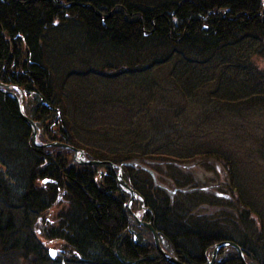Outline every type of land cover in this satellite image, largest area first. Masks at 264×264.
I'll list each match as a JSON object with an SVG mask.
<instances>
[{
    "label": "trees",
    "instance_id": "trees-1",
    "mask_svg": "<svg viewBox=\"0 0 264 264\" xmlns=\"http://www.w3.org/2000/svg\"><path fill=\"white\" fill-rule=\"evenodd\" d=\"M0 83L97 162L0 91V264H264V0H0Z\"/></svg>",
    "mask_w": 264,
    "mask_h": 264
},
{
    "label": "bare ground",
    "instance_id": "bare-ground-1",
    "mask_svg": "<svg viewBox=\"0 0 264 264\" xmlns=\"http://www.w3.org/2000/svg\"><path fill=\"white\" fill-rule=\"evenodd\" d=\"M243 29V28H242ZM13 94H15L16 95V97L18 98V99H21L22 98V96H21V91H18V93H14L13 92ZM12 99H14L15 100V102H16V104H17V101H16V99L15 98H13V97H11ZM22 121L25 123V124H27V121L26 120H24V119H22ZM31 121V120H30ZM32 123H33V125H34V127H32L31 128V126H29L30 127V131H31V134H30V137H31V140H32V143H33V145L35 146V147H38V148H45L46 146H48V147H60V148H65L66 149V147H65V145L66 144H62V143H59V142H50V143H47V144H43V143H41L40 141H39V134H40V129L37 127V125L36 124H34V122L32 121ZM67 146V145H66ZM67 150H69L70 152H69V155L75 160V162L77 163V164H82L81 162H80V159H82V160H84V161H87V162H90V161H88V160H86L85 159V157H84V154L82 153V155H77V153H78V151H81V150H79V149H76V148H74V147H71V146H69L68 148H67ZM96 162V161H95ZM99 162V161H98ZM85 166V165H84ZM88 166V165H87ZM89 167V166H88ZM97 168V167H96ZM79 169V168H78ZM77 169V170H78ZM111 169H113V170H117V172H116V177L118 178V176H120L122 179H123V177H122V166H111ZM76 170V169H75ZM79 171H80V169H79ZM78 171V172H79ZM124 192H126L125 191V189H123V188H121ZM128 195H129V197H130V202L128 203V207L130 208V205H131V202H132V198L134 197V195H132L131 193H127ZM58 198H60V195L57 197V199ZM150 225V224H149ZM152 228V227H151ZM151 231V230H150ZM152 233V232H151ZM153 237V241H154V245H155V239H154V236H152ZM159 242H160V240H159ZM160 246H161V244H160ZM226 247V246H230V247H234V248H236L237 250H238V252H239V258L241 259V262L243 263V264H247V263H245L244 262V259L242 258V254L240 253V251H239V247L238 246H236V245H234V244H231V243H229V242H226V241H224V242H222V243H219L218 245H217V247H215V250H216V252H215V257H211V259H209L208 260V263L210 262V264H214L215 263V261H216V256H217V253H218V248H220V247ZM157 249V248H156ZM214 250V251H215ZM157 251H158V249H157ZM162 251H163V253L164 254H166V255H168V253L167 252H165L164 251V249L162 248ZM50 252V251H49ZM163 257H164V255H163V253H161L160 251H158ZM50 255V254H49ZM170 256V255H169ZM50 257L52 258V256L50 255ZM172 257V256H171ZM174 258V257H173ZM54 259V258H53ZM207 263V264H208Z\"/></svg>",
    "mask_w": 264,
    "mask_h": 264
},
{
    "label": "water",
    "instance_id": "water-1",
    "mask_svg": "<svg viewBox=\"0 0 264 264\" xmlns=\"http://www.w3.org/2000/svg\"><path fill=\"white\" fill-rule=\"evenodd\" d=\"M9 88H10L9 86L0 83V91L3 92L4 94L9 95L10 97H13V98L16 99L17 106H18V109L20 111V115H21L22 119L26 120L27 121V124L29 126H31V128L34 127L32 121H30V119H28L25 116V114L23 113V107H22V103H21L22 102L21 101L22 98L21 99H18L15 94H13L12 92H9L8 91ZM65 147L68 148L69 146H66L65 145ZM82 153H83L82 151H78L77 155L80 156V155H82ZM80 162L82 164H89V165H92V164L97 163L95 161L87 162V161H84L82 159H80ZM118 182H119L120 187L123 188V189H125L126 192L131 193L132 195H135L137 198H139L141 200L140 196L137 193H135L133 190H131L130 187L126 184V182H124V180L120 176H118ZM141 204H142V206H144L143 200H141ZM134 216L140 222V219H139L138 215L137 214H134ZM142 224L145 225V226H147L151 230L152 235L154 236V239H155V247L158 249V251H160L161 253H163L162 247L160 246L159 237H158L157 233L151 228V226L148 223H142ZM215 252H216V250L212 254L213 257H215L214 256L215 255ZM54 253H55L54 250H50V252H49V254L51 256H53V257H54V255H53ZM163 255H164V259L168 263H170V264H182V263L178 262L175 258H173V257H171L169 255H166L164 253H163ZM208 264H210V262Z\"/></svg>",
    "mask_w": 264,
    "mask_h": 264
},
{
    "label": "rangeland",
    "instance_id": "rangeland-1",
    "mask_svg": "<svg viewBox=\"0 0 264 264\" xmlns=\"http://www.w3.org/2000/svg\"><path fill=\"white\" fill-rule=\"evenodd\" d=\"M197 103H195V104H193L192 106H191V109L190 108H188V107H186L187 108V110L189 111H193V110H195L196 108H197ZM188 115L189 114H187V115H185L184 116V118L183 119H185V118H187L188 117ZM51 130L54 132V127H52L51 126ZM52 135H54V134H52ZM69 157H70V155H69ZM79 165H83V164H79ZM189 168H191V170L193 171V173L202 181V182H207L208 180H210L209 181V183L210 184H208V185H206V186H204L203 187V189H206V190H211L212 192L214 191V188H210V185H212V186H214L215 185V182L216 181H218L219 179H221V176H219V177H216V176H214L213 174H210V173H207L206 172V169H203V165L200 163V162H198V163H196V164H193V165H190V167ZM183 169H185V170H188L187 168H183ZM164 172H166L165 170H164ZM154 175V178H155V181L156 182H158L159 184H160V186L163 188V189H165L168 193H174L175 191L173 190V188H172V184H171V182L166 178V177H164V176H162V175H159V177H158V179H157V176H158V174H156V173H154L153 174ZM211 178V179H210ZM222 180V179H221ZM158 184V185H159ZM222 243V242H221ZM229 243H231V242H229ZM231 244H233V243H231ZM52 245H54V244H50V246H52ZM235 245V244H234ZM236 246H238V245H236ZM226 247H230V246H226ZM226 247H220V248H226ZM239 247V246H238ZM220 248H218V250L220 249ZM232 248H234V247H232ZM235 250H236V252H237V254L239 255V252H238V250L235 248ZM239 251H240V247H239ZM240 253L242 254V258L244 259V255H243V253L240 251ZM240 256V255H239ZM216 258H217V256H216ZM244 262L246 263V261H245V259H244Z\"/></svg>",
    "mask_w": 264,
    "mask_h": 264
}]
</instances>
